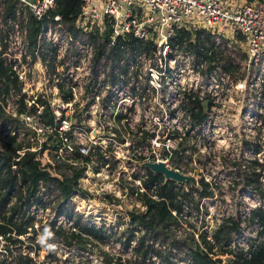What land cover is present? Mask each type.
<instances>
[{
    "label": "built area",
    "instance_id": "2783aa9c",
    "mask_svg": "<svg viewBox=\"0 0 264 264\" xmlns=\"http://www.w3.org/2000/svg\"><path fill=\"white\" fill-rule=\"evenodd\" d=\"M18 2L23 8L22 18L25 19V13L29 11L38 21H42L48 18V11L54 8L56 0H18ZM59 18V15L53 17L55 21H58ZM74 24L83 33L98 35L101 42L105 40L106 31L110 30L109 45L116 44L118 39L125 40L127 36L139 41H152L155 44L153 57L158 59V64L154 67L150 66V57L146 53H142L134 59L124 57L116 63H113L111 59L107 61L101 59L96 63L97 48L93 41L73 38L68 32H61L56 24L48 21L42 26L38 36V47L34 52L35 58L32 60L31 55L26 52L25 30L18 24L14 25L15 32L9 37V47L2 56L12 65V69L22 84L21 91L25 92L28 97L32 96L30 100H26L27 106L35 105L37 107L35 112L25 111L20 115V119L27 128L35 133L31 137L33 147L28 149L37 151L51 136V143L47 142V145L53 161L68 168L82 169L77 185L88 193L95 192L97 195L118 198L122 192L114 182L122 181L131 184L133 196L140 198L142 193H148L153 188L152 186L147 189L143 185V182L148 178L149 169L143 166L142 162L163 160L168 164L167 160L174 151H170V148H176L178 140L168 137L160 141L159 130L148 129L146 125L139 123L132 132L139 130L138 134L141 135L144 131H152L155 135L140 139L139 142H137V137L125 143L118 142L113 137L109 142H104L100 135V121L96 123L94 120L87 122L82 120L74 124L67 114L64 115L66 108V106L62 108L64 103L69 104L80 99L87 103H96L97 106L100 104V116L102 112H108L107 108H109V116L114 123H116L115 117L118 114H124L125 117L121 119V122H126L129 117L144 116L135 107L138 103L149 98L152 88L155 90L165 88L166 98L179 93L178 90H182V97L184 90L188 91L192 85L197 86L198 81L202 78H212L216 72L220 73L221 81L229 78V75L220 72L219 68L205 77H202L194 68L195 70L189 69L193 73L188 79L189 82H185L184 78L177 80V76L183 71L175 66L178 57L185 56L192 60L194 67L197 66L194 63V56L189 50L182 51L178 49L177 44H171L170 40L176 35L177 30L203 29L213 35L216 44H222V40H225V45L232 49H236L232 43L238 42L241 51L247 56L243 66L248 72L253 68L252 76L255 77V85L260 86V90H264V0H81L80 12ZM16 33L21 34L23 48L18 55H12L10 53L11 45L16 43ZM43 42L49 43L53 48V54L48 53L46 61L42 60L40 53V44ZM141 58L148 60V63L143 65V69L137 65ZM36 59L39 61L40 83L50 81L54 88V94L57 95L53 102L49 100V97L46 98L44 93H34L32 90H30L31 94L28 93V89L34 84V81H38L39 75L36 72V67L33 66ZM50 60H53L51 69L49 68ZM245 83L246 81L241 84ZM76 88H79V96L76 95ZM65 93L69 94L66 99L63 97ZM202 94L203 90L199 96L205 98ZM38 96L47 101L54 116L53 124L42 122V106L34 102ZM209 99L212 103L219 99L217 92L211 93ZM131 113L132 116H130ZM12 115H16L15 111ZM92 129H95L94 136H91ZM170 140L176 141L175 145L170 144ZM164 147L166 150L162 151ZM109 176L112 180L108 179ZM262 180L264 181V179ZM97 182L99 187L93 185ZM176 184L181 187L180 189L186 191L190 189L182 184ZM123 188L125 190L127 186L123 185ZM247 192L257 200L254 207L264 206L261 205V203L264 204V200L258 194L250 190ZM193 195L196 199L195 192ZM152 197L156 198V196ZM178 198L180 199L179 196ZM187 203V200L182 203L181 218L176 224L177 226L183 225V221L189 217L186 215ZM144 210L145 206L142 204L141 211ZM171 212L176 214L175 210ZM62 218L68 221L69 225L67 226L72 224V218L68 217H58V224H62ZM222 220H218L216 225L208 230L207 226L203 225V228L198 231L206 230L208 238L212 241L211 233L221 224ZM256 225L258 226L257 222ZM258 229L257 227L250 240L246 242L242 240L243 236H240L241 227L239 231L231 234L228 247L233 253L241 251L245 257H249V250L263 239V236L258 234ZM196 235L198 233L195 232ZM96 243L95 241L88 243L85 250L78 249L81 256L83 253L85 254V258L90 264H92L91 256L95 253L92 246ZM154 245H158V243ZM134 246L135 241H131L130 246L127 247L126 256L130 262L137 258L140 259V256H137L133 251ZM158 247L164 251L171 249L168 250V258L171 262L192 264L188 253L184 259H179L175 256L174 248L165 245ZM66 249L69 251L74 248ZM62 257L64 262L69 261V254H64ZM218 257L226 259V255ZM120 258V262L125 264L121 256ZM59 259L56 257L48 259V261L54 262ZM101 259L94 260L93 264H103ZM144 261V264L169 263L154 253H151Z\"/></svg>",
    "mask_w": 264,
    "mask_h": 264
},
{
    "label": "trees",
    "instance_id": "16d2710c",
    "mask_svg": "<svg viewBox=\"0 0 264 264\" xmlns=\"http://www.w3.org/2000/svg\"><path fill=\"white\" fill-rule=\"evenodd\" d=\"M80 6L81 0H56L54 8L48 11V18L38 21L29 11H26L25 19L22 18L23 8L18 0H0V238L5 242L3 253L13 256L11 260H7L5 257L0 259V264H36V259L30 256L29 252L13 253L10 245L19 244L20 246L23 243L22 237H28L31 241H35L34 237H30L32 233L36 234L34 225L37 215L33 209L48 207L50 200L45 199V196L51 190L57 194L56 206L42 231L41 245L36 242L37 247L30 248L33 254H37L38 250L42 248H48L53 240L60 242L64 248L85 250L88 243L95 241L104 244L109 238L103 226L98 227L95 224L83 222L79 214H76L73 219L72 209L66 206L67 199L72 195L86 196L88 194L86 190L77 185L82 169L68 168L53 161L47 145V142L51 143V136L37 151L28 149L33 147L31 137L35 133L27 128L20 119V115L25 111L35 112L37 107L35 105L27 106L26 100H30L32 96L28 97L25 92L21 91L22 84L12 69V65L2 56L9 47V37L15 32L14 25L18 24L26 32L24 40L26 52L31 55L33 60L42 26L49 21L56 24L61 32H68L73 38L93 41L97 48L96 63L101 59L105 61L111 59L113 63H116L121 58L131 57L134 59L142 53L153 58L155 44L152 41H139L127 36L125 40L118 39L116 44L109 45L110 30L106 31L103 42L100 41L98 35L81 32L74 24L80 12ZM55 15L60 16L58 21L53 19ZM170 42L172 45L177 44L179 50H189L193 54L194 63L197 64L195 69L202 77L213 73L217 68L220 72L228 74L232 81L243 77L239 73L241 63L247 59L246 54L240 48L234 51L229 50L225 45V40H222V44H216L213 35L203 29H179ZM40 53L42 60L46 61V55L53 54V48L49 43L43 42L40 44ZM52 63L53 60H50V69ZM12 95L15 96L17 104L15 116L6 108L7 99ZM68 95L65 93L64 99ZM34 102L42 106V122L53 124L54 116L47 101L38 96ZM179 105L186 110L188 126L182 132L177 128L167 129L161 136L162 139L169 137L178 140L174 149L173 164V167L178 169L183 157L190 158V155L186 154V136L193 130L201 132L202 125L207 119V110L212 107L213 103L201 98L193 90H184ZM124 117V114H118L115 117V122L119 124ZM21 130L25 133H21ZM114 131L118 133V130L114 129ZM138 131L133 132L137 137V142L155 135L152 131H144L139 135ZM24 135H27L26 138ZM251 150L253 156L248 162L249 169L234 172L229 181L230 187L235 188L241 182L240 194L250 190L264 200V181L262 180L264 179V160L260 162L257 157L262 148L258 143H255L251 145ZM195 176L199 187L193 186L186 191L180 189L181 187H178L175 181L169 179L164 181L161 174L148 170V178L143 182V185L147 189L152 186L153 188L148 193L140 195L145 210L128 212L131 228L123 243L127 248L131 241H135L133 251L137 256H140V259L129 261V264H144V259L151 253L167 260L168 264H175L168 258L169 251L161 252L154 244L160 238L165 236L167 238L171 226L179 223L184 200H194L193 193L195 192L194 207L199 211L201 199L214 196L215 190L212 182L206 180L202 175ZM43 188L45 189L43 190ZM152 196H156V198ZM172 210H175V215L171 212ZM58 217L72 218V224L70 226L58 224ZM244 218L248 223L257 222L258 234L263 236V239L249 250V257H245L241 251L233 253L228 247L231 234L241 228L240 219L228 216L211 233L212 241L208 238L206 230L197 232L194 228L192 233L193 231L198 233L197 238H194L193 234L185 238L184 243L189 242L188 255L192 264H264V207H252ZM136 232H139V235H136ZM50 255L53 254L47 252L46 258L53 257ZM220 255H226V259L218 257ZM120 259V256H111L105 258L103 262L104 264H122Z\"/></svg>",
    "mask_w": 264,
    "mask_h": 264
},
{
    "label": "rangeland",
    "instance_id": "374dc122",
    "mask_svg": "<svg viewBox=\"0 0 264 264\" xmlns=\"http://www.w3.org/2000/svg\"><path fill=\"white\" fill-rule=\"evenodd\" d=\"M15 39V45H11L10 53L12 55H18L23 48L21 34L16 33ZM232 44L236 49L229 48V50L234 51L240 48L238 42ZM139 61L137 65H140L142 69L143 65L148 63V60H144L143 58ZM149 64L151 67H154V65L158 64V59L156 57L150 58ZM33 66L36 67V72L39 75L40 67L38 59H36ZM175 66L183 70L181 74L178 72L179 76H177V80L184 78L185 82H189L188 79L193 74L189 69L195 68L192 60L187 59L185 56H180L176 59ZM252 71L253 68L248 72L242 62L239 73L243 76L241 79L232 81V79L228 78L225 81H221L219 77L220 73L216 72L212 78H202L198 81L197 86L192 85L190 87L189 90H193L198 94H201L203 90L202 96L205 97L206 101L210 100L209 96L214 92H217L219 99L213 102V106L207 110V119L202 125L201 132L198 133L196 130H193L186 136V154H189L190 158L183 157L179 163V170L185 171L184 173L204 176L206 180L212 182L215 195L204 198L201 201L199 212L194 207L195 199L187 200L188 209L186 210V215L189 217H186V220L182 223L183 225L171 226L168 237L166 238L165 236L156 241L158 243V245H155L157 249H160L158 246L162 245L174 248L175 256L179 259H184L189 249V242L184 243L185 238H188L190 234H193L194 238H197L195 231L192 233L193 228L198 232L205 225L208 230L210 227L216 225L218 220L228 216L240 219L242 227L240 236H243L242 240L246 242L250 240L251 235L257 230L258 226L256 222L248 223L244 218L248 210L254 207L253 205L257 202L256 198L247 191L240 194L241 182L235 188H231L229 183L234 172L249 169L248 162L253 156L251 150L252 144L258 143L261 146L262 151L257 154V157L260 161L264 160V90L261 89V92V87L255 85L256 81L255 77L252 76ZM40 78L41 75L38 76V81L35 80L34 84L28 89V93L31 94L30 90L34 93H44V96L46 98L49 97V100L53 102L57 95L54 94L52 83L42 80L40 83ZM244 81L246 83L241 84ZM78 90L79 88H76L77 96H79ZM178 91L180 92L166 98L164 95L165 88L161 90L152 88L149 98L144 102L138 103L135 107L144 116L137 118L132 116L131 113L130 116L132 117L127 119V124L124 121L119 124L114 123L111 116H109V108H107L108 112H102L100 116V104L97 106L96 103H87L80 99L72 101L69 104L64 103L62 108L66 106L64 115L67 114L74 124L82 120L85 122L94 120L96 123L100 121V135H102L101 138L104 142H109L111 137L123 143L135 139L136 136L133 135L132 131L135 130V127L139 123H142L144 126L146 125L148 129L154 128L155 130H159L158 137L162 141L164 139L161 136L167 129L177 128L182 132L188 126L186 110L179 105L182 90ZM161 95L163 96L161 97ZM15 99L13 95L7 99V110L11 112L16 110L17 104L15 103ZM114 129L118 130V133ZM22 131L21 133H25ZM26 136L24 135V138ZM174 143L176 141L170 140V144L175 145ZM174 149L170 148V151ZM165 150L166 148L164 147L162 151ZM172 152L167 160L171 167H173L175 159L174 151ZM61 171L63 172V170ZM108 179H111V177L109 176ZM239 180L241 179L239 178ZM114 183L117 184L122 192V195L118 198L113 199L106 195H97L95 192L92 194L87 192L86 196L74 194L66 201V206L72 209L73 219H75L76 214H79L83 222L95 224L98 227L103 226L106 234L109 235L108 241L104 244L96 243V245L92 246L95 250V253L91 256L92 264L94 260L99 261L102 258L103 262L105 258L111 256H121L122 261L125 264H129V259L126 256L128 248L123 243L129 235L131 228L128 212L131 210L141 211L142 202L138 196H133L131 184L122 181ZM93 185L99 187L98 182L96 184L93 183ZM123 185L127 186L125 190ZM56 196L57 194L53 190L48 191L47 196H45V199L50 200L48 201V207L45 209H33L37 215L34 225L36 234L32 233L30 237H34L35 241H31L28 237H22L23 243L20 246L19 244L10 245L12 252H29L30 256L36 259V264H90L88 263V259L85 258L84 253L81 256V252L76 248L69 251L65 250L64 246L56 240H53L48 248L38 250L37 254H33L30 251V248L34 249L37 247L36 242H38V245H41L42 231L45 229L46 221L53 214L57 201ZM261 205L264 204L261 203ZM61 223L64 226L69 225L68 221L64 218H62ZM136 235H139V232H136ZM4 249L5 242L0 238V259L5 257L7 260H11L13 256L3 253ZM160 250L164 252V250ZM168 250L171 249H165V251ZM47 252H51L53 255L50 256L53 257L49 256L50 258H46ZM64 254H69L68 262L63 261L62 255ZM54 257L60 259L54 262L48 261V259Z\"/></svg>",
    "mask_w": 264,
    "mask_h": 264
},
{
    "label": "water",
    "instance_id": "95a60500",
    "mask_svg": "<svg viewBox=\"0 0 264 264\" xmlns=\"http://www.w3.org/2000/svg\"><path fill=\"white\" fill-rule=\"evenodd\" d=\"M95 135V129L91 130V136ZM142 165L153 173L161 174L166 180H173L176 183L183 184L186 188L191 186L199 187L197 177L190 173H184L178 169L170 167L165 161H144Z\"/></svg>",
    "mask_w": 264,
    "mask_h": 264
}]
</instances>
